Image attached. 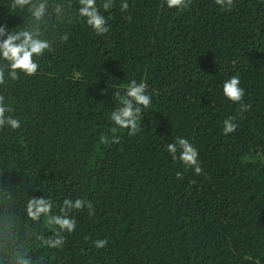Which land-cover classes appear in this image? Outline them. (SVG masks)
Segmentation results:
<instances>
[{"label":"trees","instance_id":"trees-1","mask_svg":"<svg viewBox=\"0 0 264 264\" xmlns=\"http://www.w3.org/2000/svg\"><path fill=\"white\" fill-rule=\"evenodd\" d=\"M114 3L98 36L73 0L45 28L57 39L38 73L0 86L22 124L0 130V264H14L16 245L34 264H264V0H233L231 11L215 0H127L126 12ZM11 4L0 0V24L27 27L28 12ZM232 75L247 111L223 95ZM132 79L152 103L129 136L111 131L110 114ZM228 117L237 127L224 134ZM177 137L198 150L202 174L167 152ZM29 196L56 211L64 198L90 200L94 214L73 212L63 248L44 249L31 233L51 229L26 219Z\"/></svg>","mask_w":264,"mask_h":264},{"label":"clouds","instance_id":"clouds-1","mask_svg":"<svg viewBox=\"0 0 264 264\" xmlns=\"http://www.w3.org/2000/svg\"><path fill=\"white\" fill-rule=\"evenodd\" d=\"M169 9H183L191 3V0H165ZM215 4L221 6L224 10L231 11L233 0H215ZM75 8L79 17L83 18L86 24L101 36L109 33L111 25L104 12H108L115 7L114 0H75ZM73 7V0H12L11 8L20 9L28 12L27 27H19L15 30H9L6 24H0V86H5L9 82H16L20 79L21 74L26 77H33L38 73L40 65L39 58L46 53L55 51L54 42L56 36L49 38L45 28L50 21L57 22L64 20L69 10ZM121 12L129 9L127 0H120ZM101 9L104 11L102 12ZM61 41L67 42L68 33L59 36ZM224 97L240 105V111H247L250 107L243 103L245 90L241 87L240 77L232 75L225 80L222 86ZM114 97L119 107L115 108L110 114V120L114 127L111 129L115 132L117 128L127 130L129 136H134L142 130L141 121L143 119V110L148 108L152 103V97L148 92L146 82H137L132 79L126 89L114 92ZM14 109L8 103L4 94H0V130L9 129L12 131L22 128L21 121L14 115ZM235 117H228L223 121L224 134L235 132ZM144 129V128H143ZM115 144L120 143V138H112ZM167 152L172 155L173 160L178 159L188 168L194 170L196 175L203 172L198 160V150L194 145L183 137H177L175 142L167 145ZM177 173V178L181 177ZM54 201L46 196L35 197L29 196L24 204V216L31 225H39L42 221L46 222L51 229L50 234H44L41 229L36 228L30 236V243H36L40 247L48 250L62 249L66 243V234H71L77 227V220L72 215L73 212L87 209L89 215L94 214V205L92 201L84 199L64 198L59 205L58 211ZM13 233L8 232V239L11 240ZM106 239L94 241L97 249L107 246ZM7 255V253H6ZM14 264H34L32 257L28 254L27 249H21L16 245L12 253Z\"/></svg>","mask_w":264,"mask_h":264}]
</instances>
